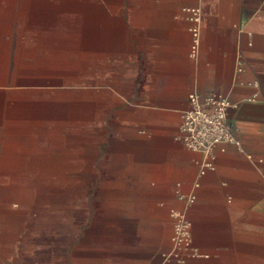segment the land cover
Masks as SVG:
<instances>
[{
  "label": "crops",
  "instance_id": "obj_1",
  "mask_svg": "<svg viewBox=\"0 0 264 264\" xmlns=\"http://www.w3.org/2000/svg\"><path fill=\"white\" fill-rule=\"evenodd\" d=\"M193 92L229 96L239 144L166 259L209 159L176 139ZM0 264H264V0H0Z\"/></svg>",
  "mask_w": 264,
  "mask_h": 264
},
{
  "label": "built area",
  "instance_id": "obj_2",
  "mask_svg": "<svg viewBox=\"0 0 264 264\" xmlns=\"http://www.w3.org/2000/svg\"><path fill=\"white\" fill-rule=\"evenodd\" d=\"M185 11L190 23L189 31L192 37L190 56L197 59L201 47L202 9L198 6H191L186 7ZM242 70L243 63L239 62L238 71ZM189 99L190 108L181 115L176 139L189 149L203 153L209 159L200 168L198 178L190 193H184L181 185H178L177 197L183 202V207L171 209V216L174 219L171 238L172 250L166 255V259L179 258L180 252L192 245L191 220L188 216V210L197 200V190L201 186V177L208 170L216 169L213 161L216 148L229 143L239 144L229 126L228 110L232 106V102L228 95L193 92Z\"/></svg>",
  "mask_w": 264,
  "mask_h": 264
}]
</instances>
